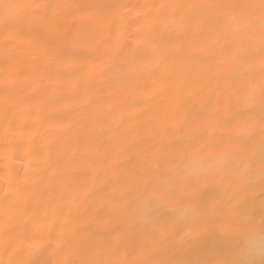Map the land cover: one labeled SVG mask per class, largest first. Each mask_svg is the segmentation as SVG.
<instances>
[{"label":"snow or ice","instance_id":"obj_1","mask_svg":"<svg viewBox=\"0 0 264 264\" xmlns=\"http://www.w3.org/2000/svg\"><path fill=\"white\" fill-rule=\"evenodd\" d=\"M0 130V264H264V0H0Z\"/></svg>","mask_w":264,"mask_h":264},{"label":"bare ground","instance_id":"obj_2","mask_svg":"<svg viewBox=\"0 0 264 264\" xmlns=\"http://www.w3.org/2000/svg\"><path fill=\"white\" fill-rule=\"evenodd\" d=\"M132 2H134V0H132ZM53 134H55L57 132L56 129H51L50 130ZM0 138H2V130H0ZM0 143H2V139H0ZM0 159H2V153H0ZM2 166V165H0Z\"/></svg>","mask_w":264,"mask_h":264}]
</instances>
